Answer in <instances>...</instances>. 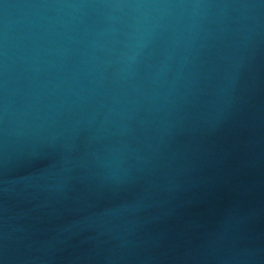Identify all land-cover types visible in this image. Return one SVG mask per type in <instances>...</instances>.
Returning <instances> with one entry per match:
<instances>
[{"label":"water","instance_id":"1","mask_svg":"<svg viewBox=\"0 0 264 264\" xmlns=\"http://www.w3.org/2000/svg\"><path fill=\"white\" fill-rule=\"evenodd\" d=\"M0 264H264V0H0Z\"/></svg>","mask_w":264,"mask_h":264}]
</instances>
